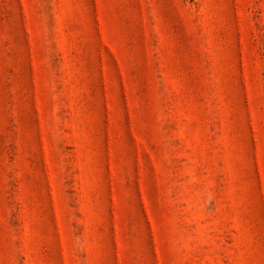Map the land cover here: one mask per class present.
<instances>
[{
    "label": "rangeland",
    "instance_id": "1",
    "mask_svg": "<svg viewBox=\"0 0 264 264\" xmlns=\"http://www.w3.org/2000/svg\"><path fill=\"white\" fill-rule=\"evenodd\" d=\"M0 264H264V0H0Z\"/></svg>",
    "mask_w": 264,
    "mask_h": 264
}]
</instances>
